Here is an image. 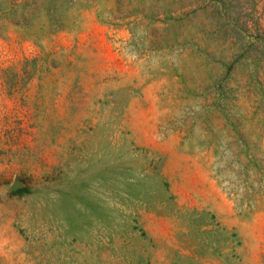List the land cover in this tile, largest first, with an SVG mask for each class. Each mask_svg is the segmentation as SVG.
Segmentation results:
<instances>
[{"label": "rangeland", "instance_id": "rangeland-1", "mask_svg": "<svg viewBox=\"0 0 264 264\" xmlns=\"http://www.w3.org/2000/svg\"><path fill=\"white\" fill-rule=\"evenodd\" d=\"M0 264H264V0H0Z\"/></svg>", "mask_w": 264, "mask_h": 264}]
</instances>
